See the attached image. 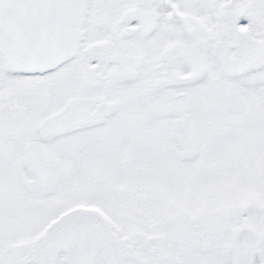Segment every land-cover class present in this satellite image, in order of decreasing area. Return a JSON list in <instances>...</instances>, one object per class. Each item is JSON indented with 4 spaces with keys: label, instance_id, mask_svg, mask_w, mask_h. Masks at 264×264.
<instances>
[{
    "label": "snow or ice",
    "instance_id": "1",
    "mask_svg": "<svg viewBox=\"0 0 264 264\" xmlns=\"http://www.w3.org/2000/svg\"><path fill=\"white\" fill-rule=\"evenodd\" d=\"M0 264H264V0H0Z\"/></svg>",
    "mask_w": 264,
    "mask_h": 264
}]
</instances>
